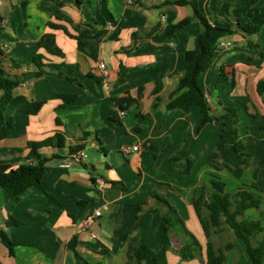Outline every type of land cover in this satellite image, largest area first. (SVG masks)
Instances as JSON below:
<instances>
[{
  "label": "crops",
  "instance_id": "obj_1",
  "mask_svg": "<svg viewBox=\"0 0 264 264\" xmlns=\"http://www.w3.org/2000/svg\"><path fill=\"white\" fill-rule=\"evenodd\" d=\"M174 1L178 0H82L77 5L75 0H0V66L6 76L34 72L31 63L37 52L47 59L42 77L15 88L3 112L4 123L9 121L13 132L0 140V164L12 168L32 164L35 151L28 143L56 133L64 137L61 148L37 150L48 159L43 190L31 187L16 198L11 188H0V232L13 244L11 254L0 239V264H155L153 258L162 257V251H157L156 212L168 210L162 201L176 210L200 245L194 260H183L177 251L188 237L180 226L171 229L166 263L207 264L206 238L193 201L211 177L232 174L224 163L235 167L239 159L235 156L237 162L230 165L232 148L230 143L223 146L219 137L223 122L226 129L233 128L231 117L199 128V107H191L188 113L168 107L169 95L184 75L185 52L193 48L201 29L194 18L174 34H162L168 25L192 17L190 6L169 4ZM234 2L199 0L198 9L210 22L232 23L252 9L235 8ZM56 8L61 21L54 17ZM48 22L65 25L74 35L78 33L71 25L80 27V37L96 45L95 53L91 45L82 49L63 31H53ZM47 33L55 36L62 57L37 48ZM248 42L258 45L251 36L222 38L212 67L199 76L198 83L212 116L219 117L224 108L242 107L251 123L259 119L257 127L263 132L259 126L264 96L257 94L256 84L264 78V58L256 57L258 51L250 49ZM60 95L76 99L63 105ZM126 96L133 101L122 111L114 98ZM30 101L43 102L36 115L25 111ZM112 114L116 120L110 118ZM84 133L89 134L86 140ZM247 143L254 149V143ZM78 145H83L84 159L63 168L62 161L73 154L70 148ZM133 147L138 150L132 151ZM254 161L256 183L264 187V164ZM247 171L251 177L239 185ZM251 182L255 181L248 167L236 178L231 193ZM99 208L102 214L96 222L78 232L79 220ZM245 217L264 225V216L254 209L246 211ZM212 243L216 250L233 244L225 252V264H248L244 244L230 229L213 234ZM138 244L155 254L136 259Z\"/></svg>",
  "mask_w": 264,
  "mask_h": 264
},
{
  "label": "trees",
  "instance_id": "obj_2",
  "mask_svg": "<svg viewBox=\"0 0 264 264\" xmlns=\"http://www.w3.org/2000/svg\"><path fill=\"white\" fill-rule=\"evenodd\" d=\"M199 0H178L173 3L178 6H190L192 8V17H186L175 24L168 25L163 31L164 35H172L175 32L183 29L196 18L199 20L201 29L196 35L194 46L192 49L185 52V67L184 75L179 79L175 90L169 95L168 107L170 109H179L188 113L193 106L199 107L202 118L201 128L208 122L214 120L228 119L231 117L230 123L233 128L228 130L223 127L220 129V141L223 146H227L231 142L232 151L239 159V164L231 167L225 164V167L236 178H241L244 170L248 167L252 168V176L255 182L249 185H242L236 192L230 193L226 191V183L219 177H211L206 185L201 189L199 196L193 201V208L206 238V263L207 264H225V252L233 248V244H227L223 249L216 250L212 243V235L220 234L224 227L230 229L233 236L239 239L245 247L248 264H264V225L260 220H252L245 217L246 211L250 209L256 210L261 216V206L263 204L264 187L256 183L257 168L255 164L249 161L251 150L253 146L248 143H243L237 134L236 124L237 116L236 110L233 108H224L222 115L219 117L210 114V106L207 102L205 94L201 89L198 78L199 76L208 71L214 62L215 53L218 49L219 42L222 38L233 35H241L246 38L248 36L256 35L260 32L261 24H252L240 18L230 23L224 20L209 21L198 9ZM260 0H235L232 4L233 7L239 9H250L259 3ZM77 5L82 3V0H75ZM58 9H54V17L57 21L61 18L57 15ZM47 27L53 31H63L64 34L76 41L82 48L91 45L93 53H95V44L92 41L80 37V27L72 26V30L77 35L70 33L65 25L48 22ZM248 47L256 49L258 52L256 57L263 59L264 55L259 49V46L248 42ZM37 48L43 50L47 55L62 57L63 53L58 48L55 42V36L52 33L44 34L37 43ZM251 59V57H249ZM46 57L43 53L37 52L32 58L33 67L35 71L28 74H23L18 77L8 78L0 66V140L10 135L13 132V127L8 121L4 123L3 112L12 98V92L15 88L31 79H39L42 77L44 68V61ZM223 72L221 71L219 81L223 79ZM256 92L260 97L264 96V79L256 84ZM63 105L71 104L75 101V95H60ZM132 99L128 96L123 98H114V102L122 111H126L127 107L132 103ZM157 101L154 106H157ZM43 105L42 101H30L25 105V111L29 115H36ZM116 120L113 114L110 117ZM259 129L264 131V116L263 123ZM89 136L84 133L83 140ZM64 145V137L61 133H56L40 142L28 143V146L35 151V159L32 164H22L16 168H12L9 164H0V188L8 187L13 190L14 197H19L28 188L35 187L43 190L42 178L45 172V164L48 159L37 153V150L42 147L53 146L61 148ZM83 150V145H78L70 148V153H77ZM51 197V196H50ZM51 199V198H50ZM163 205L168 207L167 212L158 213V250L162 251V257H154L155 264H167L165 259V252L170 247L169 232L171 229L180 226L182 232L188 239L181 243L177 253L186 261L194 260L200 252V245L195 237L189 233L183 221L178 217L175 209L170 207L165 201ZM138 210L141 208L138 207ZM1 241L8 247L9 252L12 254L13 244L8 238L0 232ZM75 246L74 241L70 243L73 249ZM155 252L144 244H138L135 250V258L143 260Z\"/></svg>",
  "mask_w": 264,
  "mask_h": 264
},
{
  "label": "rangeland",
  "instance_id": "obj_3",
  "mask_svg": "<svg viewBox=\"0 0 264 264\" xmlns=\"http://www.w3.org/2000/svg\"><path fill=\"white\" fill-rule=\"evenodd\" d=\"M229 19V18H228ZM240 19L244 21H248L252 24H261L262 28L260 32L256 35H252V39L254 43L260 44L262 50H264V4L262 2L258 3L255 8H252L251 10L245 11L240 17ZM264 77V74H262V77ZM264 79V78H263ZM225 96V93H224ZM236 110V116H237V124H236V130L239 138L243 140V143H254L255 147L253 149V154L249 158V160L252 163H256L254 160L256 159L258 162L262 160V164H264V131L261 132L258 130L257 122L258 120H254L253 123L250 122L249 117L246 115V112L244 111V108L238 106L233 107ZM247 128L250 129V135L247 136ZM249 140V141H248ZM230 146H231V142ZM232 156L229 155L230 158H232V163L230 165H234L236 161V155L232 151ZM229 158V160H230ZM235 159V160H234ZM236 161V162H235ZM251 172L247 171L246 175L244 176L243 180L239 182V185L241 183H246L244 181H247L251 177ZM222 180L226 183L227 191L232 192V190L235 188L236 184V178L232 174H226L223 175ZM223 243H226V238L223 237Z\"/></svg>",
  "mask_w": 264,
  "mask_h": 264
},
{
  "label": "built area",
  "instance_id": "obj_4",
  "mask_svg": "<svg viewBox=\"0 0 264 264\" xmlns=\"http://www.w3.org/2000/svg\"><path fill=\"white\" fill-rule=\"evenodd\" d=\"M130 3V1H129ZM223 44H221L219 42L218 48L221 47ZM101 69H105L104 65H100ZM121 116H124V112H120L119 113ZM132 151H137L138 148L137 147H133L131 148ZM84 153L83 152H77V153H73L70 154L65 160L62 161L61 166L63 168H69L73 163H81L82 160L84 159ZM102 214V209H96L90 213L85 214L80 220L79 222L76 224V228L78 232L81 231H86L90 228V226H92L96 220L101 216Z\"/></svg>",
  "mask_w": 264,
  "mask_h": 264
}]
</instances>
